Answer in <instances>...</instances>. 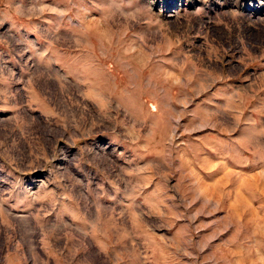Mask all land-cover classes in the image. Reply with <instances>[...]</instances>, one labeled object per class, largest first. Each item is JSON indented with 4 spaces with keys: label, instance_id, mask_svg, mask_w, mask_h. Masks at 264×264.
<instances>
[{
    "label": "rangeland",
    "instance_id": "rangeland-1",
    "mask_svg": "<svg viewBox=\"0 0 264 264\" xmlns=\"http://www.w3.org/2000/svg\"><path fill=\"white\" fill-rule=\"evenodd\" d=\"M164 1L0 0V264H264V0Z\"/></svg>",
    "mask_w": 264,
    "mask_h": 264
},
{
    "label": "crops",
    "instance_id": "crops-1",
    "mask_svg": "<svg viewBox=\"0 0 264 264\" xmlns=\"http://www.w3.org/2000/svg\"><path fill=\"white\" fill-rule=\"evenodd\" d=\"M252 42V46L251 48H247L246 45H242L241 46V50L243 52H245V54H249L254 56L251 60L256 61V65H254V71H255V75H256V83L253 84L254 87H256V90H261L264 92V39H260L259 37H256ZM243 43V41H242ZM250 62V61H248ZM248 71H251V69H249ZM264 107V95L261 99ZM263 121L261 122V126H257L258 130L263 132L264 131V116L261 118ZM260 135V134H259ZM101 251H103V247L101 248ZM119 257V256H117ZM115 257V259H113L112 264H119V258ZM13 258V256L11 257ZM6 264H12L10 261Z\"/></svg>",
    "mask_w": 264,
    "mask_h": 264
},
{
    "label": "built area",
    "instance_id": "built-area-1",
    "mask_svg": "<svg viewBox=\"0 0 264 264\" xmlns=\"http://www.w3.org/2000/svg\"><path fill=\"white\" fill-rule=\"evenodd\" d=\"M161 1H162V3H163L164 0H161ZM157 2H158V1H157ZM202 2H204V0H202ZM164 3H165V5H167V4H166V1H164ZM195 3H196V2H195ZM253 3H255V2H253ZM190 4H191V1H190ZM166 7H167V6H166Z\"/></svg>",
    "mask_w": 264,
    "mask_h": 264
},
{
    "label": "bare ground",
    "instance_id": "bare-ground-1",
    "mask_svg": "<svg viewBox=\"0 0 264 264\" xmlns=\"http://www.w3.org/2000/svg\"><path fill=\"white\" fill-rule=\"evenodd\" d=\"M251 1V0H250Z\"/></svg>",
    "mask_w": 264,
    "mask_h": 264
}]
</instances>
